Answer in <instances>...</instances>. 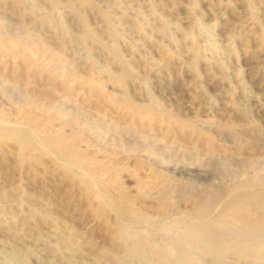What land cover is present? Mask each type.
I'll list each match as a JSON object with an SVG mask.
<instances>
[{
    "label": "rangeland",
    "instance_id": "374dc122",
    "mask_svg": "<svg viewBox=\"0 0 264 264\" xmlns=\"http://www.w3.org/2000/svg\"><path fill=\"white\" fill-rule=\"evenodd\" d=\"M16 2L0 0L1 115L15 124L23 117L18 125L38 133L57 127L65 148L77 146L91 168L107 165L95 170L100 188L121 192L88 193L87 171L71 177L46 154L19 160L13 142L0 138V264H169L161 256L181 245L162 227L195 194L213 191L242 165L264 176V0ZM155 158L189 168V176L168 175ZM171 187L176 197L164 198ZM110 192L132 217L117 218ZM133 241L147 260L128 255ZM205 256L190 250L180 264H217ZM261 257L226 261L264 264Z\"/></svg>",
    "mask_w": 264,
    "mask_h": 264
},
{
    "label": "bare ground",
    "instance_id": "6f19581e",
    "mask_svg": "<svg viewBox=\"0 0 264 264\" xmlns=\"http://www.w3.org/2000/svg\"><path fill=\"white\" fill-rule=\"evenodd\" d=\"M14 2H16V0H14ZM21 2V0H20ZM19 3V2H18ZM17 5V2L15 3ZM21 4V3H20ZM3 27V25H2ZM109 29V34L112 36V38L115 40V34H114V31H113V28L110 26H108ZM4 29V27H3ZM2 29V30H3ZM5 30H6V27H5ZM4 30V31H5ZM7 31V30H6ZM7 33V32H6ZM87 34V33H86ZM3 37L5 38L4 35L6 34H2ZM9 35V34H8ZM8 37V36H7ZM6 37V38H7ZM10 37V35H9ZM5 38V39H6ZM13 38V37H12ZM4 39V40H5ZM10 40V43H11V38H9ZM2 40V38L0 39ZM7 40V39H6ZM14 40V39H13ZM12 40V41H13ZM7 41V42H8ZM19 43L21 42L18 41ZM17 43V42H15ZM1 44V43H0ZM6 44L3 42V45ZM12 44V43H11ZM10 44V45H11ZM18 44V43H17ZM9 46V44H8ZM14 46V45H13ZM10 47V46H9ZM15 47V46H14ZM5 48V47H4ZM17 48V47H16ZM20 47H18L19 49ZM11 49V47H10ZM6 50V48H5ZM8 50V49H7ZM14 50V48H13ZM12 50V52H13ZM22 50V49H21ZM20 50V53L26 51V49L23 48L22 52ZM16 51V50H15ZM14 51V52H15ZM19 52V51H17ZM27 53V52H26ZM24 54V53H23ZM34 56V55H33ZM49 56V55H48ZM35 57V56H34ZM45 57V56H44ZM52 56L50 55V58ZM35 58H38V55L37 57ZM41 58V57H40ZM42 59V58H41ZM39 60V59H38ZM52 60V59H51ZM43 60H41L40 62H42ZM55 61V60H54ZM53 61V63H55ZM38 63V61H37ZM45 63V62H44ZM50 63V62H49ZM41 64V63H40ZM51 64V63H50ZM47 65V64H46ZM52 65V64H51ZM50 65V66H51ZM43 67V66H42ZM46 67V66H44ZM57 67V65L55 66ZM47 69V68H46ZM55 69V68H54ZM48 70V69H47ZM124 70V69H123ZM56 71V69H55ZM70 73V72H69ZM68 73V74H69ZM121 73L127 75V71L124 70V72L121 71ZM64 74V73H63ZM67 74V75H68ZM120 74V75H122ZM65 74V76H67ZM64 76V77H65ZM71 77L74 76V74L70 75ZM69 76V77H70ZM124 76V75H123ZM68 77V78H69ZM70 77V78H71ZM75 77V76H74ZM127 77V76H126ZM123 79V78H122ZM122 79L120 78L118 80V82L121 84L122 83ZM69 80V79H67ZM72 81V80H71ZM124 83V82H123ZM122 85H120L121 87ZM3 89V88H2ZM4 91V90H2ZM1 92V91H0ZM5 93V92H4ZM2 94V93H1ZM125 97V96H124ZM5 98V97H4ZM10 98V96H9ZM8 99V97H7ZM12 97L10 98V101H11ZM126 99V98H124ZM127 100V99H126ZM6 104V103H5ZM10 104V103H9ZM128 106L130 107V105L128 104ZM133 106V105H132ZM135 106V105H134ZM138 107V106H137ZM142 107V106H141ZM53 108V107H52ZM132 108V107H130ZM134 108V107H133ZM55 109V107L53 108ZM136 109V107H135ZM1 110V109H0ZM4 110V109H3ZM46 110V109H45ZM50 110V108H49ZM52 110V109H51ZM153 110V109H152ZM5 111V110H4ZM7 111V110H6ZM50 112V111H49ZM2 113V110L0 111V138L4 139L5 141L8 140V141H11L13 142L12 144H14L13 146H15L16 150H17V157L19 160H23L24 157H29L31 160L33 159L34 161H38L36 158L38 155H41L43 154L42 156L44 157V154L46 155H49L51 156V158L54 159L55 163H57L58 165L60 164V166H62L66 171H68L67 175L70 173L71 177L73 175L76 176V177H80L84 174V172H86L88 175H86L88 177V183L86 184V191H94V193H99L100 195L103 194V192L105 191V193L103 195L106 194L107 189L109 188L107 186H105V184H101L103 182H100L102 188L106 189V190H103L100 188V185H99V181L96 180L95 178V172L96 171H104L106 170L105 168L102 169V164L100 165V169H94V168H91V166H95V162H92L94 164H90V162L88 160H86L85 158L83 159V157L85 155H83V157H79L78 154H76V152L74 151V143L71 142L74 147L72 148H65V145H64V139L62 137L63 136V133H59L55 130H52V128L50 129V126L46 125V126H43V127H38L40 131L39 133L36 132L35 130H31V128H25V127H22L21 125H18L19 124V121H21L22 119L25 120V118H21L20 119V116H16L17 118H15L14 120H16L18 122V124H15V123H11L10 121V117L8 118L7 116L5 115H1ZM52 113H54L52 111ZM9 115V114H8ZM151 115V114H150ZM59 116V115H58ZM19 117V119H18ZM25 117V116H24ZM28 117V116H27ZM56 118V117H55ZM58 118V117H57ZM35 119V118H34ZM172 119V118H171ZM40 120V119H39ZM49 120V118H48ZM168 120H169V117H168ZM15 121V122H16ZM33 121H37V120H33ZM32 121V122H33ZM54 121V120H53ZM51 121V122H53ZM58 121V120H57ZM62 121V120H60ZM24 122V121H22ZM41 121H39V123L35 122V124H40ZM45 122V121H44ZM48 122V121H47ZM46 122V123H47ZM67 122V121H66ZM95 122V121H94ZM169 122L172 123V120ZM186 122V121H185ZM25 123V122H24ZM71 123V126L73 125L72 122ZM69 121L68 123H63L64 125H68L70 124ZM88 123V122H87ZM181 123V122H180ZM188 123V122H187ZM22 124V123H21ZM29 123H27L28 125ZM62 124V123H61ZM169 124V123H168ZM24 125V124H23ZM66 125V126H67ZM78 125V124H77ZM80 125V124H79ZM96 125V124H95ZM173 125V123H172ZM178 125H179V122H178ZM188 125V124H186ZM193 125V124H192ZM25 126V125H24ZM34 126V125H33ZM70 126V125H69ZM88 126V125H87ZM36 127V126H35ZM54 127V126H53ZM78 127V126H77ZM90 127V126H89ZM186 127V126H185ZM183 127V128H185ZM191 127V126H189ZM34 128V127H33ZM59 128V127H58ZM92 128H95V127H92ZM37 129V128H36ZM60 129V128H59ZM62 129V128H61ZM71 129V127H70ZM86 129V128H84ZM83 129V130H84ZM97 129V128H95ZM91 128H88L87 131H90ZM195 130V129H194ZM64 131V129H63ZM75 131V130H74ZM93 131V130H92ZM95 131V130H94ZM62 132V131H61ZM69 133L72 135L71 131H69ZM68 133V134H69ZM91 133H94V132H91ZM78 134V132H77ZM99 135L101 133H98ZM66 135V134H65ZM70 135V136H71ZM74 135V134H73ZM72 135V136H73ZM81 134H78V136H80ZM71 136V137H72ZM77 136V135H75ZM74 136V137H75ZM96 136V134H95ZM101 136V135H100ZM71 137H69V140L72 139ZM73 137V139H74ZM97 137V136H96ZM67 138V136L65 137ZM81 138V137H80ZM72 139V140H73ZM79 139L78 137H76V140ZM68 140V139H66ZM79 141V140H78ZM77 141V142H78ZM123 142V141H122ZM67 143V142H66ZM70 143V142H69ZM68 145H71L69 144ZM76 144V143H75ZM67 145V144H66ZM79 145V144H77ZM80 145H81V141H80ZM139 145V144H138ZM137 145V146H138ZM77 147V146H76ZM75 147V148H76ZM81 147V146H80ZM139 147V146H138ZM137 148V147H136ZM135 148V149H136ZM81 149V148H80ZM133 149V148H132ZM134 150V149H133ZM137 150V149H136ZM140 150V149H139ZM149 150V149H148ZM80 151V150H79ZM145 151H147V149H145ZM149 152V151H148ZM154 152V151H152ZM82 153V152H81ZM80 154V153H79ZM89 156V155H88ZM41 157V156H40ZM87 157V156H85ZM91 158V156H90ZM92 159V158H91ZM90 159V160H91ZM157 161V166L159 168H161L163 171H165L168 175H171L172 177H175L178 175L179 179L183 177V175L185 173H188L189 172V168L186 169V168H182L181 166H179V163H174V162H171V161H167L166 163H162V161L164 160L163 158L162 159H159V158H155ZM94 161V160H92ZM39 162V161H38ZM75 163H78V167L77 168H74L73 164ZM97 162V161H96ZM73 163V164H72ZM172 163H174L173 165V168H172V171L169 172V169L168 167L170 165H172ZM91 165V166H90ZM97 165V163H96ZM248 165V164H246ZM104 166H107V165H104ZM103 166V167H104ZM243 166V165H242ZM241 166V167H242ZM96 167V166H95ZM112 167V166H111ZM118 167V166H117ZM172 167V166H171ZM227 167H230V166H227ZM227 167L225 169H227ZM241 167H238V171H232L228 174V176H230V179L228 178V180H223L224 181V184H217L216 188L214 189L215 186H213V191L209 190V189H206L204 190L203 192H200V193H197L194 195V199L192 200L188 210L186 212H183L181 215H179L178 217L174 218L172 216V218L166 222V224L162 227L167 234H172V238L170 237L169 239H176V241L179 243H176L178 246H180V249L177 251L174 249V247L172 248L171 246H169L168 248H170V250L166 253H164L161 257L162 260L164 259V261L166 263H169V264H180V261L181 259L183 258H186L188 256V252L190 250H192L193 252L197 253V254H201V255H208V256H211L214 261L217 263V264H229L227 261H226V257L227 255L229 256L230 254V257L231 255H233V257L236 259V260H239V259H254V260H262L261 256L264 254V176L261 177L259 176V174L257 172L254 171V169L251 167L249 169H246V168H242L240 170ZM245 167V165L243 166ZM260 167V166H259ZM113 168V167H112ZM121 168V167H120ZM170 168V167H169ZM108 169V167H107ZM116 167H114V171H115ZM123 169V168H122ZM231 170V167L228 168V170ZM233 169V168H232ZM262 169V166L261 168ZM259 169V170H260ZM96 170V171H95ZM117 170H119V167L117 168ZM227 170V171H228ZM229 170V171H230ZM234 170H237V169H234ZM113 171V169H112ZM223 171V170H222ZM226 171V170H225ZM227 171L225 172L227 174ZM264 171V166H263V170L262 172ZM111 171L107 170V173H109ZM117 171L113 172L116 174ZM120 172V170L118 171ZM100 173V172H98ZM106 173V172H105ZM103 173V174H105ZM112 173V175H114ZM102 174V175H103ZM190 174V173H189ZM200 174V173H199ZM198 174V175H199ZM262 174V173H261ZM260 174V175H261ZM97 176V179H98V174H96ZM108 177H109V174H107ZM111 175V176H112ZM114 175V176H115ZM187 175V174H185ZM197 175V174H196ZM85 176V177H86ZM110 176V180H112ZM189 176V175H187ZM203 176V174H202ZM101 177V176H99ZM107 177V181L109 180ZM116 177L118 176H115L114 179H116ZM210 177V176H209ZM223 177V176H222ZM239 177H242L243 179H239ZM187 178V177H186ZM197 178V177H196ZM203 178L204 181L208 180V176H203V177H200V179ZM224 178V177H223ZM221 178V179H223ZM82 179V178H80ZM100 179V178H99ZM199 179V180H200ZM212 179V178H211ZM77 180V179H76ZM83 180V179H82ZM87 180V179H86ZM85 180V181H86ZM192 180V179H191ZM80 181V180H78ZM101 181H105V179L101 180ZM222 181V180H221ZM225 181L229 183V185H225ZM119 182V179L117 180L116 183ZM220 182V181H219ZM84 180H83V185L84 184ZM114 184V185H117V184ZM162 183V182H161ZM161 183H158L159 185ZM165 182H163L164 184ZM204 183V182H203ZM110 184V183H109ZM112 184V186H113ZM157 184V186H158ZM111 185V184H110ZM167 185V184H165ZM164 187H168V186H165ZM119 186V185H117ZM145 186V185H143ZM163 186V185H162ZM160 187V186H159ZM112 188V187H110ZM117 188V189H116ZM114 188V190L112 191L111 189L109 191H112L115 192V189L119 192H121V186L120 187H116ZM147 188V187H145ZM144 188V189H145ZM84 189V190H85ZM113 189V188H112ZM142 189V188H140ZM144 189H142V191H145ZM148 190H150L149 188H147ZM146 189V190H147ZM158 189H162V188H158ZM166 190V194L165 196L167 197H164V198H168L170 199L169 196H171L172 198V195L175 196L178 189L175 187H171V188H164ZM103 190V192H102ZM90 191V192H91ZM124 191V190H123ZM122 191V192H123ZM159 191V190H157ZM163 191V189L161 190ZM89 193V192H88ZM165 192L161 193L164 195ZM111 194V192L107 195L109 196ZM115 194V193H114ZM125 194V193H123ZM141 194V192H140ZM148 194V191L146 194L144 195H147ZM158 194V192H157ZM101 195V196H103ZM118 194L116 193V196ZM122 195L121 193H119L118 197ZM143 195V193H142ZM106 196V198L108 197ZM112 196V194H111ZM126 196V195H125ZM159 196V194L157 195ZM162 196V195H161ZM105 197V196H104ZM103 197V198H104ZM117 197V199H119ZM176 197V196H175ZM116 198V197H115ZM121 198V197H120ZM159 198H161L159 196ZM26 199V198H25ZM128 199V197H127ZM165 201L164 203V199H163V207L162 209L163 210H170L171 212L174 211V205H171L169 204V202H167V200ZM107 200H109V207L111 209H113L115 212H116V216L119 220H123L124 217L131 216V213L128 215V214H125V212L122 210V207L120 208L116 201H114V199L112 197H108ZM124 200V204L122 203V201H120L122 203V205H125L127 204L126 206H132V201L130 199L129 203L132 204H128L127 200L125 201ZM158 201V198L156 199ZM178 200V199H177ZM161 201V200H159ZM172 201V200H171ZM108 202V201H107ZM118 202V201H117ZM175 202V201H174ZM176 203V202H175ZM119 204V203H118ZM161 204V203H160ZM162 205V204H161ZM176 205V204H175ZM125 206V207H126ZM128 206V207H129ZM172 206V207H171ZM133 207V206H132ZM170 208V209H169ZM128 208L126 207V210ZM125 210V209H124ZM131 210V209H130ZM133 210V209H132ZM136 210V209H135ZM128 213V210L126 211ZM130 212V211H129ZM133 212V211H132ZM137 213V211H135ZM134 212V213H135ZM31 214V213H30ZM34 214V213H33ZM45 214V213H43ZM137 216V214H134V216ZM41 217L39 218L40 219V222L42 220H44L45 216L42 217V215H40ZM47 216V214H46ZM140 216H138L139 218ZM137 218V217H135ZM48 219V218H47ZM46 219V220H47ZM37 220V218H36ZM128 220V218L126 219ZM138 220V219H137ZM49 221V220H48ZM54 221V220H53ZM159 221H161L160 223H163L162 220L160 219ZM43 222V221H42ZM120 222V221H119ZM125 222V221H124ZM121 223V222H120ZM126 223V222H125ZM128 222L126 223L125 226H127ZM38 225V224H37ZM41 225V224H40ZM129 225H130V222H129ZM157 225V224H156ZM50 226V225H49ZM54 226V225H53ZM13 227V226H12ZM51 227V226H50ZM55 227V226H54ZM53 228V227H52ZM115 232V231H114ZM126 232V231H125ZM118 233V232H117ZM127 234V233H126ZM125 234V235H126ZM129 234V233H128ZM127 234V235H128ZM114 235V234H113ZM116 236V235H115ZM144 236V235H143ZM120 237V235L118 236ZM129 237V236H128ZM116 239V237H115ZM128 239V238H127ZM133 239V238H132ZM139 239V238H138ZM145 240V239H144ZM147 242V241H146ZM149 242V241H148ZM134 243V241H133ZM136 243V242H135ZM134 243V244H135ZM136 244H139V243H136ZM133 245L132 244V248L129 250V251H126L128 252V255L130 257L137 259V260H147L145 258H143L142 256L139 255V246L138 245ZM141 245V243H140ZM173 246V245H172ZM147 247H150V246H147ZM152 247V246H151ZM154 248V246H153ZM157 249V248H156ZM141 250V248H140ZM153 253V256L154 258L155 255H156V250H154ZM162 253V252H161ZM127 254V253H126ZM127 256V255H125ZM124 256V257H125ZM193 256V255H192ZM191 256V257H192ZM147 257V256H146ZM206 257V256H205ZM198 258V257H197ZM210 258V259H212ZM155 260V259H154ZM159 260V258H158ZM192 261V260H191ZM244 261V260H243ZM253 261V260H252ZM263 261V260H262ZM145 262V261H144ZM148 262V261H147ZM158 262V261H157ZM160 262V260H159ZM185 262V260H183V263ZM238 262V261H237ZM250 262V261H249ZM182 263V262H181ZM182 263V264H183ZM186 263V262H185ZM184 263V264H185ZM188 263V262H187ZM193 263V262H192ZM232 263V262H231ZM189 264V263H188ZM191 264V263H190ZM196 264V263H195Z\"/></svg>",
    "mask_w": 264,
    "mask_h": 264
}]
</instances>
